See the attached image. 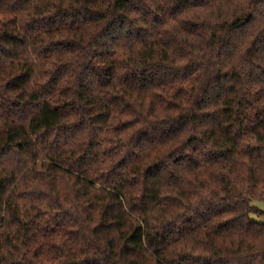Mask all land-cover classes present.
Instances as JSON below:
<instances>
[{
    "label": "trees",
    "instance_id": "16d2710c",
    "mask_svg": "<svg viewBox=\"0 0 264 264\" xmlns=\"http://www.w3.org/2000/svg\"><path fill=\"white\" fill-rule=\"evenodd\" d=\"M264 0H0V264H264Z\"/></svg>",
    "mask_w": 264,
    "mask_h": 264
},
{
    "label": "rangeland",
    "instance_id": "374dc122",
    "mask_svg": "<svg viewBox=\"0 0 264 264\" xmlns=\"http://www.w3.org/2000/svg\"><path fill=\"white\" fill-rule=\"evenodd\" d=\"M253 204L264 212V200L256 199L253 201ZM252 217L256 220L264 221V215L252 214Z\"/></svg>",
    "mask_w": 264,
    "mask_h": 264
}]
</instances>
